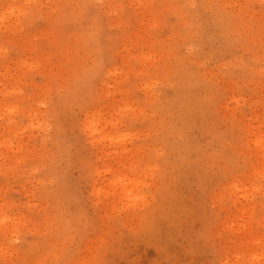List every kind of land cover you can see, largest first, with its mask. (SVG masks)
<instances>
[{"label": "rangeland", "instance_id": "rangeland-1", "mask_svg": "<svg viewBox=\"0 0 264 264\" xmlns=\"http://www.w3.org/2000/svg\"><path fill=\"white\" fill-rule=\"evenodd\" d=\"M264 0H0V264H264Z\"/></svg>", "mask_w": 264, "mask_h": 264}, {"label": "snow or ice", "instance_id": "snow-or-ice-1", "mask_svg": "<svg viewBox=\"0 0 264 264\" xmlns=\"http://www.w3.org/2000/svg\"><path fill=\"white\" fill-rule=\"evenodd\" d=\"M261 10L264 11V4L261 5ZM59 264H63V262H59Z\"/></svg>", "mask_w": 264, "mask_h": 264}]
</instances>
